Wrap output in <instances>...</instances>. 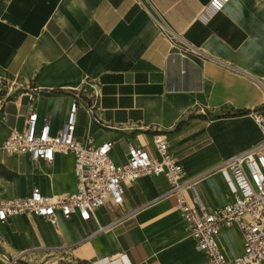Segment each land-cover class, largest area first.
Listing matches in <instances>:
<instances>
[{"label": "crops", "instance_id": "crops-1", "mask_svg": "<svg viewBox=\"0 0 264 264\" xmlns=\"http://www.w3.org/2000/svg\"><path fill=\"white\" fill-rule=\"evenodd\" d=\"M207 1L0 0V81L7 84L0 142L21 130L32 110L56 132L71 99L66 89L92 81L102 124L81 112L78 136L113 141L112 159L125 163L128 143L153 153L152 135H164L202 203L225 204L230 196L220 162L261 139L252 113L262 111L264 80L247 55L254 35L264 33V0H231L203 24L196 15ZM156 14L208 57L171 53ZM73 166L70 153L56 152L47 163L0 150V200L33 186L45 195L70 193ZM167 190L164 176L143 175L124 187L122 205L99 207L89 221L74 214L54 227L41 217H13L0 223V254H54L60 264H204ZM99 226L106 229L96 232ZM226 232L238 237V247ZM217 240L228 257L242 250L235 227Z\"/></svg>", "mask_w": 264, "mask_h": 264}, {"label": "built area", "instance_id": "built-area-1", "mask_svg": "<svg viewBox=\"0 0 264 264\" xmlns=\"http://www.w3.org/2000/svg\"><path fill=\"white\" fill-rule=\"evenodd\" d=\"M230 1L208 0L196 19L207 24ZM154 21L171 53L183 58L208 57L161 15L156 14ZM66 90L70 91L71 99L65 121L56 132H52L46 116L39 121L38 113L32 110L27 113L21 130L13 129L1 140L0 150L47 163L53 161L56 152L70 153L74 161L75 189L70 193L45 195L38 186H33L24 196L1 199L0 223L21 214L41 217L54 227L59 217L69 220L74 214L82 221H89L99 207L122 205L126 185L143 175H162L168 183L165 194L174 197L176 211L189 237L203 253L204 264H264V110L252 113L261 139L219 164L218 168L226 176L230 199L220 207L208 208L196 192L194 179L185 178L186 170L164 135H152L153 153L143 145L128 143L126 162L117 163L111 157L113 141L95 144L87 135L80 137L76 133L81 112L90 121L102 124L97 114L101 95L96 84L85 81L80 87ZM227 227H235L241 236L242 250L232 257L225 255L217 240ZM105 229L99 226L96 232ZM18 259L0 254V264H18Z\"/></svg>", "mask_w": 264, "mask_h": 264}, {"label": "rangeland", "instance_id": "rangeland-1", "mask_svg": "<svg viewBox=\"0 0 264 264\" xmlns=\"http://www.w3.org/2000/svg\"><path fill=\"white\" fill-rule=\"evenodd\" d=\"M248 59L252 61L253 67L256 68L259 74L263 76L264 80V33L260 32L254 35V44L251 50L248 52ZM7 84L5 82L0 81V94L6 90ZM259 110H264V102L260 106ZM225 238L228 243L232 244L233 246L239 245L238 237H236L231 232L225 233ZM22 257V258H21ZM18 259V264H60L58 263L59 258L56 255L46 256L44 258L38 257H23L21 256ZM63 261V260H61ZM69 264V263H63Z\"/></svg>", "mask_w": 264, "mask_h": 264}, {"label": "bare ground", "instance_id": "bare-ground-1", "mask_svg": "<svg viewBox=\"0 0 264 264\" xmlns=\"http://www.w3.org/2000/svg\"><path fill=\"white\" fill-rule=\"evenodd\" d=\"M19 256H20V255H19ZM17 257H18V256H17ZM19 258H20V257H19ZM21 258H22V257H21ZM21 258H20V259H21Z\"/></svg>", "mask_w": 264, "mask_h": 264}]
</instances>
